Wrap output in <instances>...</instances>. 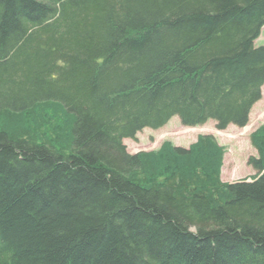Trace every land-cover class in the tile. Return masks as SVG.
<instances>
[{"label": "trees", "instance_id": "16d2710c", "mask_svg": "<svg viewBox=\"0 0 264 264\" xmlns=\"http://www.w3.org/2000/svg\"><path fill=\"white\" fill-rule=\"evenodd\" d=\"M263 27L264 0H0V264H264V124L234 183L212 135L124 143L248 125Z\"/></svg>", "mask_w": 264, "mask_h": 264}, {"label": "rangeland", "instance_id": "374dc122", "mask_svg": "<svg viewBox=\"0 0 264 264\" xmlns=\"http://www.w3.org/2000/svg\"><path fill=\"white\" fill-rule=\"evenodd\" d=\"M254 44L256 47L264 46V28ZM216 124V121L209 120L202 125L185 126L178 117H174L161 128H146L139 132L135 139L127 138L124 143L129 153L136 154L158 149L165 141L188 148L199 135L211 134L219 144L227 148L221 173L222 180L234 183L248 179L255 174L248 161L251 157H257V151L251 144L250 134L264 124V86L262 98L252 108L248 125L240 128L231 124L227 129L219 130Z\"/></svg>", "mask_w": 264, "mask_h": 264}, {"label": "bare ground", "instance_id": "6f19581e", "mask_svg": "<svg viewBox=\"0 0 264 264\" xmlns=\"http://www.w3.org/2000/svg\"><path fill=\"white\" fill-rule=\"evenodd\" d=\"M263 28H264V27H263ZM263 28H262V29H263Z\"/></svg>", "mask_w": 264, "mask_h": 264}]
</instances>
